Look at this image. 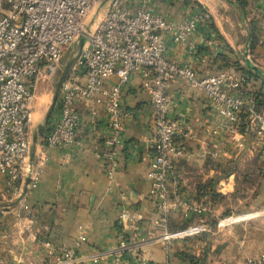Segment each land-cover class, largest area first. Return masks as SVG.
<instances>
[{
    "label": "crops",
    "instance_id": "crops-1",
    "mask_svg": "<svg viewBox=\"0 0 264 264\" xmlns=\"http://www.w3.org/2000/svg\"><path fill=\"white\" fill-rule=\"evenodd\" d=\"M192 4L209 14L208 22L199 23L194 31L196 48L189 53L181 44L167 39V57L191 63L200 76L226 70L222 57L241 53L249 39L247 21L252 9L248 5L242 10L234 0L155 3L160 13L172 18H179ZM257 5L264 6V0H258ZM205 38L216 41V54L213 47L204 44ZM256 60L264 64V48L256 53ZM115 82L114 77L103 80L97 95L100 101H80L76 130L79 143L52 148L38 141L33 159L38 178L29 181L23 195L1 192L0 264H44L49 259L43 240L69 244L80 230L85 231L86 240L79 255L91 259L97 252L115 246L119 229L116 217L122 207L133 212L143 233V238L126 247V264H137V251L153 264H243L246 257L264 251V166L262 181L255 187L257 193L248 183L251 171L246 170L244 174L248 175L239 181L231 168L232 160L239 156L258 158L259 153L243 150L252 145L253 139L241 137L237 131L214 134L217 119L210 102L200 89L178 77L168 81L166 93L172 101V113L189 123L193 136L182 141L186 154L176 159L172 185L181 189L191 183L187 167L192 163L197 183L215 177L213 190L217 194H211L208 201H195L205 206V211H175L170 223L177 237L165 244L162 227L154 224L157 213L148 196L152 107L148 82L138 74L121 92L122 106L129 115L124 118L123 142L117 148L112 176L106 171L109 161L104 139L108 132L103 108L106 95L102 91ZM36 90H41L37 82ZM40 96L45 94L36 99Z\"/></svg>",
    "mask_w": 264,
    "mask_h": 264
},
{
    "label": "built area",
    "instance_id": "built-area-1",
    "mask_svg": "<svg viewBox=\"0 0 264 264\" xmlns=\"http://www.w3.org/2000/svg\"><path fill=\"white\" fill-rule=\"evenodd\" d=\"M156 1L0 0V194L20 196L27 173L29 181L38 178L33 164H29V121L37 78L45 70L55 69L65 48L84 36L80 54L61 85L58 112L43 137L44 144L60 148L79 143L76 130L80 101H100L97 95L101 83L114 77L116 82L102 91L106 95L103 108L108 132L104 139L109 161L106 171L112 176L117 148L123 142L124 118L129 115L122 106L121 92L138 74L148 82L152 107L148 196L157 213L154 224L162 227L165 244L177 237L170 223L175 211L206 210L200 203L179 196L177 186L172 185L176 159L186 154L182 141L193 135L189 123L172 113V101L166 93L168 81L182 78L204 93L217 119L214 134L237 131L239 113L245 105L257 132L263 133L264 112L252 103L246 104L249 97L238 93L242 84L249 85L243 77L226 70L200 76L191 63L167 57V39L181 44L189 53L195 50L194 31L199 23L208 22L209 14L192 4L179 18H172L156 9ZM204 44L213 47L216 54L213 38H205ZM116 221L119 229L111 249L82 259L79 252L86 236L80 230L69 244L43 240L49 259L44 264H126V247L143 238V233L129 208H120ZM134 256L137 264H153L142 252ZM243 264H264V251L246 257Z\"/></svg>",
    "mask_w": 264,
    "mask_h": 264
},
{
    "label": "rangeland",
    "instance_id": "rangeland-1",
    "mask_svg": "<svg viewBox=\"0 0 264 264\" xmlns=\"http://www.w3.org/2000/svg\"><path fill=\"white\" fill-rule=\"evenodd\" d=\"M251 1L252 3L249 5V9H252L253 14L251 13L249 15V20L247 21V26L249 27V39L246 41L244 50L242 48L243 51H241V53L239 51L230 55L231 57H224L226 59H223L224 63H222V66H224L226 70H229L230 73L234 72L235 74H238L237 76L243 77L247 81L249 85L246 86L245 83L242 84L238 93H241L243 95L245 94L246 97H249L245 100L246 104L252 103L255 109H257L255 98L259 95H264V64H261L258 60H256V53H258V51L260 52L264 48V6L259 7V5H257L258 0ZM90 17L91 16H89V18ZM91 20L93 21V18ZM77 43L78 41L65 48L62 61L55 69H47L38 77L37 89L40 88L41 90L39 92L38 90H35L36 93L35 98L31 104V111H33L36 97L41 93L45 94V105L42 108L40 117L35 121H29V137L31 143L33 135L37 130V125H43L42 134L37 138L38 143V141L43 140L44 135L49 130V125L52 122V118H54L56 116V113L58 112L57 99L56 104L51 109L47 121H45V116L51 105L56 84L68 60L75 56L77 52ZM247 60L249 61L250 65L246 63ZM252 66L256 67L259 72H255ZM248 71L250 73L257 74L259 77H252L250 74H248ZM262 104L263 107L259 111L264 112V102H262ZM239 115L241 119L237 124V134L239 135L241 133V137H244L246 135V138L253 139L252 145L250 144L249 146H244L243 150H246L248 148L256 152V154H259L258 158L255 159L252 158V156L247 155L243 156V158L239 156L237 159L232 160L231 168L235 172V176L239 177V181L240 179L248 175L244 174L246 170H249V172L251 171V173L249 174L248 183L251 191L255 189V193H257V188L255 187H257V184L262 181L260 174L263 171L261 167L264 166V132H257L256 123L253 120L250 112L247 110L246 105L241 109ZM187 169L188 171H190L189 173L191 176V183H187V185H185V188L180 189L179 187H176L178 189V195L185 198L187 201H208L210 195L212 194L211 189H213L210 188L209 185H207L211 178H207L203 183H197L196 181L198 174H194L195 171L193 170V164L189 163ZM211 180L214 181L215 177ZM199 186H201L203 189H206V192H202L201 190H199ZM214 193L216 192L214 191Z\"/></svg>",
    "mask_w": 264,
    "mask_h": 264
},
{
    "label": "water",
    "instance_id": "water-1",
    "mask_svg": "<svg viewBox=\"0 0 264 264\" xmlns=\"http://www.w3.org/2000/svg\"><path fill=\"white\" fill-rule=\"evenodd\" d=\"M85 39L86 38L84 36L79 38L78 43H77V52H76L75 56L72 57L71 59H69L68 62L66 63V65H65V67H64V70H63V72H62V74H61V76H60V78H59V80H58V82L56 84L51 105H50L49 110L47 111L46 116H45V121H47L48 116H49V114L51 112V109L56 104V101L58 99V95H59V92H60L61 85L64 82V80L66 79V77H67L72 65L76 62V60H77V58H78V56L80 54L82 45L85 42ZM246 63L248 65H250L248 60L246 61ZM252 68H253V70H255V72H259L256 67L252 66ZM42 131H43V125L42 124L37 125V130H36V132L33 135L31 148H30V162H29L30 166H32V164H33L35 146L37 144V138L42 134ZM29 180H30L29 179V173H27V175L25 177V181H24V185H23V191H22L21 195H23L26 192Z\"/></svg>",
    "mask_w": 264,
    "mask_h": 264
},
{
    "label": "trees",
    "instance_id": "trees-1",
    "mask_svg": "<svg viewBox=\"0 0 264 264\" xmlns=\"http://www.w3.org/2000/svg\"><path fill=\"white\" fill-rule=\"evenodd\" d=\"M235 1V3L238 5V7L240 8V9H242V10H246V7H248V5H250L251 3H252V1L251 0H234ZM223 59H224V57H222ZM249 72V71H248ZM248 74H250L252 77H255V78H258L259 76L257 75V74H254V73H248ZM262 94V93H261ZM255 101H256V104H257V110H260V109H262V102H264V95H259V96H257L256 98H255ZM214 183H215V180L213 181V180H210L208 183H207V185H209L210 186V188H213V186H214ZM202 190L203 188L200 186L199 187V190ZM211 193L213 194V195H216V193H214V190L213 189H211Z\"/></svg>",
    "mask_w": 264,
    "mask_h": 264
},
{
    "label": "bare ground",
    "instance_id": "bare-ground-1",
    "mask_svg": "<svg viewBox=\"0 0 264 264\" xmlns=\"http://www.w3.org/2000/svg\"><path fill=\"white\" fill-rule=\"evenodd\" d=\"M45 105V99L43 96H40L36 99V102H35V105H34V109H33V112L31 111V114H30V120H37L40 115H41V111H42V108L44 107Z\"/></svg>",
    "mask_w": 264,
    "mask_h": 264
}]
</instances>
